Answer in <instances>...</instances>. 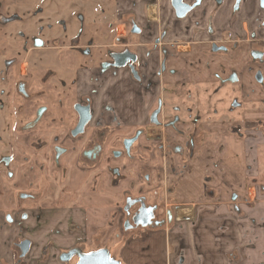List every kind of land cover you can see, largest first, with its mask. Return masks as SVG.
I'll list each match as a JSON object with an SVG mask.
<instances>
[{
  "label": "flooded vegetation",
  "instance_id": "flooded-vegetation-1",
  "mask_svg": "<svg viewBox=\"0 0 264 264\" xmlns=\"http://www.w3.org/2000/svg\"><path fill=\"white\" fill-rule=\"evenodd\" d=\"M246 1L233 0L232 13L228 15L229 17L226 16V26L219 27L220 22L216 18L224 15H219L218 12L229 4V0H170L174 15L178 20H184L194 14L196 16V12L203 10L208 4L214 5L215 8L210 13L203 11L198 14V16L206 19L205 28L196 24L192 40L176 41L173 47L176 49L182 45L201 47L203 42L197 41V38L198 35L205 34L209 58L223 57L219 62L222 67L229 66L231 63V71L226 77L221 74L214 75L218 85L209 86L204 90L198 87H190L188 93H177L182 97V105L185 106V109H189V112L180 108L179 105L166 112L167 104L159 97L148 112L146 124L139 125L129 135H116V130L119 128L109 124L117 121L115 109L110 103L98 109L96 99L100 90L92 86L107 76H114L121 69L126 70L130 78L143 88H146L149 81L148 75L143 71L144 64L141 62L131 39L118 37L115 38L114 47H120L119 49H110L106 59L101 61L97 67L83 69L76 77L78 85L81 83L80 90L82 92L73 105L76 114V120L73 121V124L65 127V103L63 101L59 102V109H56L54 113L50 104L38 105L34 116L28 120L20 119L21 113L22 115L26 113L22 106L18 108L16 114L8 111L10 117H6L7 120L0 116V228L9 227L14 230L15 228L24 230V236L19 239L15 238L13 242L12 251L16 257L13 259L12 256L11 264H27V261L40 263V256L38 259H34L31 258V255L33 254L32 250L40 244L42 230L51 228L53 231V228L57 227V224H52V213L65 211V206H69L70 203L72 205H76L77 202L80 203L81 200L76 201V197L73 195L71 198L67 197L65 188L68 192L74 191L75 193L82 187L81 182L83 180L87 181L85 183L87 185L85 200L89 204L80 206L81 208L78 210L105 207L114 210L113 223L118 224V215H120L122 227L126 231L160 228L169 221L189 220L188 216L179 219L178 209L169 205L167 200L164 201V198L161 197L164 192L171 193L176 182L168 187L159 188V185L154 187L155 191L159 193L157 194L159 195L157 202L150 199L147 187L144 188L143 185L147 186V182L152 179L154 171L158 180H161L166 174L174 176L186 172L189 162L200 147L207 146L209 129L217 123L220 115L217 111L222 105L224 108L222 109L225 124L224 133L254 140L247 137L244 132V130L251 128L255 129L256 132L261 131L262 139L264 138V108H262L264 107V99L260 98L258 102L247 101L244 99L246 93L242 91L246 85H250L252 80L254 82L253 69L255 67L259 68L257 79L260 85L258 84V89L260 92L264 90L262 88L264 86V0H256L260 16H248L246 22H243L239 12ZM122 16L128 22L131 34L141 33V28L133 17L134 14L129 13ZM79 20L81 21L80 24L85 27L84 17L80 16ZM251 20L254 22V28L250 23ZM1 21L9 24L16 19L2 15ZM166 33L167 30L164 29L155 40L152 49L149 50V53L159 47L162 50L163 58L158 70L159 75L165 73L168 68L169 52L166 47L162 46ZM116 40L123 44L118 45ZM34 48L41 50L45 46L41 40H36ZM119 53H130L131 55L123 66L115 65L113 55ZM12 59L8 60L7 63L3 62V70L7 75L6 78L3 77V80L5 84L9 85L6 88L7 102L15 97L31 100L32 97L41 95V90H36V86L39 85V88H42L43 83L47 85L44 90L46 94L57 89L58 74L53 70V67H49L42 77L36 79L29 68L23 70V63L18 65L17 56ZM64 78L62 77L60 81L65 85ZM90 84L92 89L89 88ZM229 84L239 85L240 95L237 96V99L233 98L230 104L223 99L218 102V105L214 104L210 94L211 88L217 86L218 89H223ZM250 92L251 96H255L257 93ZM188 98L190 101L187 100ZM77 105L89 107L91 119L85 125L84 131L74 136L73 131L80 122V114L76 109ZM97 110L100 112L99 115H97ZM182 112H185V115L182 116ZM14 118L17 119L14 121ZM19 120L22 123H18ZM183 122L185 125L182 126ZM152 128L170 129L174 133V137L172 138L170 135L168 139H165L158 136L154 139L155 143L148 144L146 140L150 137L153 138L154 129ZM117 138L120 140L121 149L111 148L107 151L108 143H113ZM253 138H256L255 134ZM67 139L73 141L71 148L65 147V140ZM127 140H133L129 152L125 144ZM261 141L258 139L252 144L255 154L253 159L255 172L247 173L244 186L245 193L243 195L236 192L232 194L234 202L240 200L245 203L247 208L254 209L262 204L261 209H258V212H261L260 217H250L246 211L240 210V214L248 218L250 222V227L245 232L247 249L255 250L262 256V260L253 264H264V184L259 180L264 164L259 155L260 150L264 147V143ZM153 151L160 153L164 160L163 167L156 169L151 167L150 159L146 154L151 153L154 156ZM111 155L114 158L125 157L127 164L122 166V169L114 168L111 164L113 160ZM134 163L138 164L139 178L143 179L144 182L140 189L137 192H132L128 188L129 182L126 185L127 188L121 193L120 202L112 203L115 201L112 194L115 195V193H105L106 198H102L101 192H98L101 178L103 176L107 178L105 184L107 188H117L122 181L130 179L127 177H129V169ZM67 177L68 180L65 181ZM102 199L107 200L108 203L102 204ZM147 208H153V218L150 223L146 226L135 224L136 215ZM40 212L43 213L40 214ZM34 220L40 222L39 226H36ZM126 224L131 227L126 229ZM29 229L31 236L28 235ZM36 235H38V239H35ZM140 238L146 239L147 237L141 236ZM26 241L30 242V246L28 253L23 256L26 248L23 244ZM48 243L50 248L55 243L51 236H48ZM80 255H82V248L75 247L68 250L66 254L63 252L61 261L70 262L77 258L75 263L77 264ZM29 256L30 260H27Z\"/></svg>",
  "mask_w": 264,
  "mask_h": 264
},
{
  "label": "crops",
  "instance_id": "crops-1",
  "mask_svg": "<svg viewBox=\"0 0 264 264\" xmlns=\"http://www.w3.org/2000/svg\"><path fill=\"white\" fill-rule=\"evenodd\" d=\"M113 2L114 13L111 16H115L117 20L123 19L116 24L113 30L114 36L131 39L144 64L143 71L149 77L146 88H143L130 78L126 70L121 69L114 76L101 79L95 86L89 85L91 89L93 87L100 90L96 99L98 109L109 103L115 109L117 121L109 124L119 128L116 130L117 136L129 135L139 125L146 124L148 112L159 97L167 104L166 112L178 105L189 112V109H185L182 105V97L177 93L183 94L190 87L204 90L209 86L218 85L214 75L221 74L226 77L231 71V63L225 67L219 65L223 57L209 58L205 34L198 35L197 38V41L203 42L201 47L191 45H182L177 49L173 47L176 41H191L196 24L205 28L206 19L198 14L203 11L212 12L215 9L214 5H206L203 10L196 12V16L194 14L184 20H178L170 0H113ZM232 2L233 0H229V4L219 10L218 14L224 15L216 18L220 22L219 27L226 26V16L229 17L228 15L232 13ZM129 13L135 15L133 17L139 24L141 33H130L128 22L122 16ZM239 16L243 22H246L248 16H260L257 1L247 0ZM250 23L254 28V22L251 20ZM164 29L167 33L162 46L169 52V61L167 71L159 75L158 70L163 58L162 50L160 47L153 49L151 53L149 50ZM249 94H245V100L259 101L258 95L251 96V92ZM187 100L190 101V98ZM218 109L219 119L209 129L207 146L200 147L189 162L186 172L174 176L166 174L158 180L154 171L152 179L147 183V191L153 201L159 196L158 191L154 189L155 186L168 187L176 182L174 190L165 193V199L169 205L178 209L179 219L189 217L187 221L167 222L157 229L162 231V237L159 235L160 231H153L156 234L143 241L146 242V247H150L149 249H155L161 244L166 264H253L262 260V256L257 251L247 249L245 232L250 227V222L240 214L241 210L246 211L250 217H260L261 212H258V209H261L262 204L254 209L247 208L240 200L234 202L232 194L245 193L247 173L255 172L252 144L258 139L262 140L263 136L261 131H255L257 139L250 140L224 133L223 105ZM99 113L97 110V115ZM184 113L182 112V116ZM152 129H154L153 138L146 140L148 144L155 143L154 139L158 136L165 139L170 135L174 137L170 129ZM153 153L154 156L151 153L146 154L150 159L151 167L153 169L163 167L164 160L160 153L158 151ZM131 170L132 179H139L137 163L131 166ZM101 203L103 204V201ZM16 237L17 233L10 231L9 227L3 231V237L0 238V264L4 261L8 264L12 262L11 248ZM39 248L40 244L34 249L37 256L35 257L36 253L33 252L31 258H39ZM56 259L55 256H51L46 264L55 262ZM141 260L134 261L141 264L152 261L148 257Z\"/></svg>",
  "mask_w": 264,
  "mask_h": 264
},
{
  "label": "rangeland",
  "instance_id": "rangeland-1",
  "mask_svg": "<svg viewBox=\"0 0 264 264\" xmlns=\"http://www.w3.org/2000/svg\"><path fill=\"white\" fill-rule=\"evenodd\" d=\"M113 3V0H0V4L2 5H0V14L16 19V21L6 24L5 21H1L2 15H0V116L2 118L7 120L6 117L10 115L7 113L8 111H12L11 113L15 112L16 114L18 108L22 106L26 110V113L24 115L21 113L20 119L28 120L34 116L37 106L43 103L50 104L54 113L56 109H59V102L63 101L65 103V127L73 124V121L76 120L73 105L79 99L82 92L80 90L81 83L78 85L76 77L83 69L97 67L101 61L106 59V55L110 49L120 48L114 47L115 36L113 30L116 24L120 23L123 19L117 20L115 16H111L114 13ZM80 16L84 17L83 23L85 27L80 24ZM36 40H41L45 48L35 50ZM116 41L118 45L123 44L119 40ZM14 56L18 57V65L23 63V70L29 68L36 79L42 77L49 67H53V70L58 74L57 89L52 90L50 94H46L44 90L47 85L43 83L42 88H39V85L36 86V90H41V95H36L31 100L15 97L7 102L6 88L9 85L5 84L3 80V77H7L3 70V62L7 63L8 60H13ZM258 70V67L253 69L254 82L252 80L250 85H246L242 91L246 94H249L250 91L257 92L255 96L258 95L259 98H263L264 90L260 92L258 89L260 85L257 79ZM62 77H65V80L63 79L65 85L60 81ZM262 88L264 89V86ZM240 92V86L232 84L225 86L223 89H218L217 86H214L210 90L212 101L217 105L221 99L228 101L230 104L233 98L237 99ZM62 105L64 106V104ZM17 118H14V121ZM18 123L22 122L19 120ZM255 131V129L251 128L244 130L246 136L251 139H254ZM70 140H65V147H72L73 141ZM261 142L264 143V138ZM106 148L107 151L111 148L120 150V140L117 138L113 143H108ZM259 155L264 162V147L260 150ZM110 157L113 159L111 164H113L114 168L122 169V166L127 164L125 157L114 158L113 155ZM262 167L259 180L264 184V164ZM130 170L131 168L129 169V177H127L130 179L122 181L117 188L110 189L105 187L107 179L103 176L101 184L98 187V192H101L100 196L106 198L105 193H115V195L112 194L115 198V201H112V203L120 202L122 198L121 193L127 188L126 185L129 182V190L137 192L144 182L141 178L132 179L133 174L132 170ZM124 171L126 172L125 169ZM67 180L68 177L65 181ZM85 183L87 181L83 180L81 182L82 187L79 191H75V193L74 191L68 192L65 188V193L68 194L67 197L71 198L73 195L76 197V201H81L80 203L77 202L76 205L70 203L71 205L65 206V211L51 214L53 217L52 224H57V227H54L53 231L51 228L42 230L43 234L41 233L42 237L39 248L40 263L38 264L48 263L51 256H55L57 259L55 262L52 261L49 264H75L77 258H74L70 262L61 261V254L63 252L66 254L68 250L75 247L82 248V254L106 249L110 255L112 254L111 257L121 264H138L139 262L134 260L142 261L141 259L146 257L152 259V261L147 262L148 264H166L161 244L155 249H149L150 247H146V242H143L145 240L140 238L141 236L152 237V235L156 234L155 232L160 231H157L158 228L126 231L122 227L120 215H118V224L113 223L114 210H110L107 207L78 210L81 208L80 206L89 204L85 200L87 196L85 194ZM143 187L145 188L146 185L144 184ZM165 193L161 194L164 201L166 200ZM157 201L158 199L153 200V202ZM103 203L108 202L107 200L105 202V199H103ZM78 204L79 206H77ZM42 213L40 212V214ZM35 222L36 226H39L40 222ZM30 229L28 230L29 236L32 235ZM4 230V227L0 228V238L3 237ZM9 230L17 233V239L24 236V230L16 228L15 230L9 228ZM161 234L162 231L159 232L160 237H162ZM48 236H51V239L55 241L51 248L48 243ZM35 239H38V235H36ZM158 242L160 241L158 240ZM12 248L11 251L13 250ZM32 252L36 253L35 250H32ZM11 254L14 259L16 257L15 253L12 251ZM36 256L37 253L35 254ZM27 260H30V256ZM5 263L6 261L3 262V264ZM147 263L144 262V264ZM27 264H36V262L27 261Z\"/></svg>",
  "mask_w": 264,
  "mask_h": 264
},
{
  "label": "water",
  "instance_id": "water-1",
  "mask_svg": "<svg viewBox=\"0 0 264 264\" xmlns=\"http://www.w3.org/2000/svg\"><path fill=\"white\" fill-rule=\"evenodd\" d=\"M130 53H119L114 54V60L116 66H123L126 64L128 57H130ZM135 60V58H133ZM135 74V72H134ZM82 107V108H80ZM76 109L79 111L80 114V122L77 128L73 131V135L77 136L78 134L84 131L85 125L91 119L89 114V107H83L80 105L76 106ZM133 140H127L125 142L127 151H130V145ZM153 218V208H147L145 211L141 210L135 217V224L139 225L142 224L146 226L150 223L151 219ZM131 226L126 224L125 228L129 229ZM26 248L24 249L23 256H25L29 251L30 242L26 241L23 244ZM77 264H121L117 260L113 259L109 252L104 250H99L96 252H91L88 254H82L79 257V262Z\"/></svg>",
  "mask_w": 264,
  "mask_h": 264
}]
</instances>
